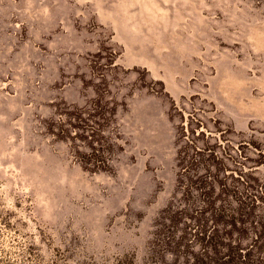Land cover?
Segmentation results:
<instances>
[{
  "label": "rangeland",
  "instance_id": "rangeland-1",
  "mask_svg": "<svg viewBox=\"0 0 264 264\" xmlns=\"http://www.w3.org/2000/svg\"><path fill=\"white\" fill-rule=\"evenodd\" d=\"M170 209L264 264V0H0V254L190 264L153 251Z\"/></svg>",
  "mask_w": 264,
  "mask_h": 264
},
{
  "label": "trees",
  "instance_id": "trees-1",
  "mask_svg": "<svg viewBox=\"0 0 264 264\" xmlns=\"http://www.w3.org/2000/svg\"><path fill=\"white\" fill-rule=\"evenodd\" d=\"M64 114L69 115V113L67 112H65ZM52 128H54V125H52L51 127L49 126V129L58 137L67 136L70 140H72V142L74 141V137L68 135L67 131L62 127H58L59 129H57V132L52 131ZM97 144V147H92V154L90 153L91 155H89V157L80 155L78 150L75 151V157H78L82 165L87 169H106L107 167V160L99 158L98 154L102 155L101 153H104L105 150L109 149V145L101 142H98ZM183 160L184 157H181L180 154V168L185 173L187 172L189 166L186 165ZM186 187L187 188H185L184 193L189 192V185H186ZM205 195L206 197L203 198V203L206 205V208H197L195 210L196 213L210 211L214 222L228 221L224 217V214L226 215V207L221 203L217 205L216 200H220V202H222V199L220 195H216L215 189L212 185L209 187V190H207ZM184 215V209H170L165 211L163 221L159 223L162 228L158 229V231L156 232L157 240L154 241V253L160 255V247L163 246V251H169L177 257L181 255L186 258L189 255L192 258L190 264H237L238 261L236 260L235 255H239L240 259V256H242V249H239L237 245L224 243L222 240H220V235L216 231H212V233L207 235L205 233V236L201 237L200 252L196 254L192 250H190V246L195 239L199 238L200 235L193 232L188 233L187 231L183 232L184 234L182 233L177 236L174 234V229L176 228L177 223ZM227 216H230V218L234 217V215L231 213L227 214ZM164 221H168L169 224ZM228 222L232 227H234V229H236V225L233 221L229 220ZM4 224L5 226L8 225L7 222H4ZM161 235H163L162 239L160 238ZM22 250L25 253L21 254L19 261H12V259L7 255L8 252L5 253V251H3L4 253L0 254V264H45L40 260L32 245L24 246ZM118 264L126 263L119 261Z\"/></svg>",
  "mask_w": 264,
  "mask_h": 264
}]
</instances>
